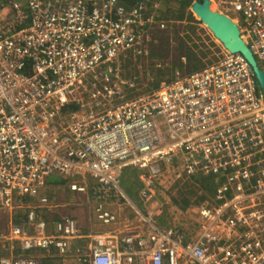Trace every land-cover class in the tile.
I'll list each match as a JSON object with an SVG mask.
<instances>
[{"label":"built area","instance_id":"obj_1","mask_svg":"<svg viewBox=\"0 0 264 264\" xmlns=\"http://www.w3.org/2000/svg\"><path fill=\"white\" fill-rule=\"evenodd\" d=\"M209 1L237 23L264 72V0ZM158 7L0 0V209L58 174L104 227L47 221L28 206L2 236L19 252L0 264H43L39 252L63 264H264L263 94L245 57L226 49L139 92L135 76L120 75V57L142 51ZM127 171L143 207L123 186ZM168 171L216 180L184 227L159 221Z\"/></svg>","mask_w":264,"mask_h":264},{"label":"rangeland","instance_id":"obj_2","mask_svg":"<svg viewBox=\"0 0 264 264\" xmlns=\"http://www.w3.org/2000/svg\"><path fill=\"white\" fill-rule=\"evenodd\" d=\"M194 17L197 18L195 15ZM157 19L158 22L149 30V35L143 43L142 51L136 53L135 56H132L131 53H126L120 57V75L124 79L135 76L138 82L136 88L139 92L156 88L162 82L172 79L176 74L186 75L200 68L196 58L192 59L191 56H188V53L184 52L186 50L181 46L183 45L181 41L186 43L190 50H195L196 54H199L198 52L200 51L207 54L206 57L201 59L203 64L216 60L224 51L220 41L213 36L212 32L198 18L201 23L196 20L188 21L186 19L174 23L173 20L168 21L158 14ZM159 22L163 26L157 25ZM134 173V171L125 172L124 178H126V175L130 176L126 178V181H135V178L132 177ZM57 176L59 175H47L44 178L43 186L39 189L36 196L30 197L26 195L27 199L25 201L22 199L19 201L17 198L15 203L20 204L25 209L28 206L36 207L38 214L47 221L56 219L61 214H70L74 208L83 210V212L88 210L86 213L91 216L92 202L89 203L82 194L73 193L68 188L67 179L59 176L62 181L55 182L54 179L58 178ZM186 183L192 184L193 180L191 178L176 180L173 178L172 172L169 171L165 174L161 196L164 200L167 198V203H165V212L161 222L169 225H173V221L174 224H186L189 217V212H186L188 207L182 210L178 206H173L171 202V197H177L178 191L182 187L185 189L184 185ZM42 196L47 198V204L41 205L39 203V198ZM19 214L21 215L22 213ZM93 223L97 225V223ZM96 228L97 226L93 229ZM84 229L87 230L86 228ZM38 255L40 258L43 256L40 252Z\"/></svg>","mask_w":264,"mask_h":264},{"label":"trees","instance_id":"obj_3","mask_svg":"<svg viewBox=\"0 0 264 264\" xmlns=\"http://www.w3.org/2000/svg\"><path fill=\"white\" fill-rule=\"evenodd\" d=\"M122 5H124L126 8L132 7L141 0H119ZM159 2V7L157 9V12L159 15H162L164 19L170 21L173 20L174 23L176 21L180 20H196L198 23H201L197 18L194 17V14L190 10L191 4L195 0H148V4L150 5L151 2ZM201 1V0H198ZM180 42V41H179ZM183 45V49H185L186 53H188V56H191L192 59L196 58V61H198L200 68L203 67V62L201 61L202 58L206 57L207 54L200 51L198 52L200 54H196L195 50H190V47L181 41ZM258 67L261 68L260 64L257 63ZM199 68V69H200ZM69 109L75 110L77 109V106L72 103L69 105ZM58 178L54 179L55 182H61V178L57 176ZM193 183L189 184L186 183L183 187L178 191V196H172L171 202L173 205L178 206L180 209H185L188 206L192 204H197V202H202L207 195H213L215 188L217 187V184L214 180L213 176H194L192 178ZM51 182V181H49ZM201 191V193H199ZM193 196L195 197L193 199ZM22 197V200L25 201L27 199L26 195L20 196ZM16 221V220H15ZM43 264H46V261L42 260Z\"/></svg>","mask_w":264,"mask_h":264},{"label":"water","instance_id":"obj_4","mask_svg":"<svg viewBox=\"0 0 264 264\" xmlns=\"http://www.w3.org/2000/svg\"><path fill=\"white\" fill-rule=\"evenodd\" d=\"M190 9L226 50L231 53L239 52L245 57L264 97V72L258 67L251 50L240 36L237 23L213 8L209 0H195Z\"/></svg>","mask_w":264,"mask_h":264},{"label":"crops","instance_id":"obj_5","mask_svg":"<svg viewBox=\"0 0 264 264\" xmlns=\"http://www.w3.org/2000/svg\"><path fill=\"white\" fill-rule=\"evenodd\" d=\"M130 177L128 175H126V178ZM126 178L123 179V186L124 188L127 190L128 195L131 197V199L138 205V206H142L143 204H141V202L139 203L138 199H137V184L135 181L132 180H127ZM163 190H161L159 193V197L161 199H163V201L165 203H167V198L164 200V198L161 196ZM19 201H21L22 197L20 196H14L13 197V201H12V205L10 208H8L7 210H2L0 209V256L3 255H7V256H11L14 255L16 253L19 252V248L17 245H15L13 248L10 247V242L8 240H5L2 236L6 235L7 232L9 231V226L10 224H17L18 222H20L21 220H23L26 216L27 213V209L23 208L20 204H16L15 203V199ZM166 205V204H165ZM165 205H164V210H165ZM174 206V205H173ZM129 209H124L123 213L124 214H128ZM162 213V216L160 217V220L162 219L163 215H164V211ZM72 212L70 214L65 213V214H61L59 215V217L62 216H66V215H70L75 217L76 220H78L79 224L83 227L86 228L87 230H94V231H101L104 229L103 226H100V224L98 225H94L93 222H95V218L92 212L91 216L86 213L88 212V210H85V212H83V210H80L78 208H74L73 210H71ZM19 213H22L21 215ZM16 220V221H15ZM178 222V221H177ZM96 223V222H95ZM174 223V221H173ZM181 227L186 226V224L180 223L177 224ZM95 226H97L96 229H93ZM84 240H81L80 242L82 243ZM39 259L42 261H46V264H63L62 260L58 258V256H54V257H49L47 256L45 253L42 256V258L39 257Z\"/></svg>","mask_w":264,"mask_h":264},{"label":"clouds","instance_id":"obj_6","mask_svg":"<svg viewBox=\"0 0 264 264\" xmlns=\"http://www.w3.org/2000/svg\"><path fill=\"white\" fill-rule=\"evenodd\" d=\"M191 10V9H190ZM193 13V12H192ZM225 49V48H224Z\"/></svg>","mask_w":264,"mask_h":264}]
</instances>
